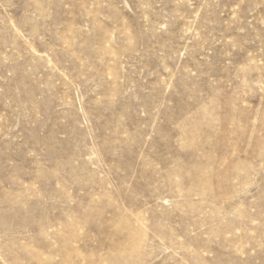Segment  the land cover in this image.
Wrapping results in <instances>:
<instances>
[{
	"label": "rangeland",
	"instance_id": "1",
	"mask_svg": "<svg viewBox=\"0 0 264 264\" xmlns=\"http://www.w3.org/2000/svg\"><path fill=\"white\" fill-rule=\"evenodd\" d=\"M0 264H264V0H0Z\"/></svg>",
	"mask_w": 264,
	"mask_h": 264
}]
</instances>
